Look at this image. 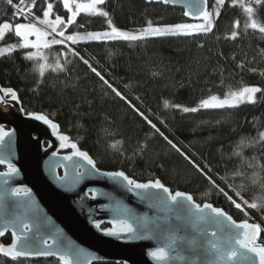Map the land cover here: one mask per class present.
I'll return each mask as SVG.
<instances>
[{
    "label": "trees",
    "instance_id": "trees-1",
    "mask_svg": "<svg viewBox=\"0 0 264 264\" xmlns=\"http://www.w3.org/2000/svg\"><path fill=\"white\" fill-rule=\"evenodd\" d=\"M207 1L213 22L210 32L137 41H65L67 47L52 45L37 51L39 56L32 60L26 59L29 49L18 48L0 56V87L15 90L25 115L44 114L58 124L59 133L87 152L99 170L123 171L142 183L159 179L172 193L190 194L200 205L211 203L237 223L249 222L252 217L264 229V207L253 209L244 203L254 198L264 203V140L259 137L264 132V33L258 30L264 27V0L259 4L256 0H235L234 5L233 0H225L223 6L213 7L214 1L212 8ZM18 2L13 0L14 4ZM45 5L44 0L36 1L29 17H41ZM248 7L253 9L251 14L246 11ZM101 8L122 31L142 29L148 21L154 26L189 23L181 11L154 0H105ZM13 12V6L0 0V23H26L13 18ZM236 21L238 36L233 39L230 34ZM253 21L258 28H246ZM108 30L102 16L77 15L65 33L86 35ZM17 42L12 32L7 33L0 47ZM69 49L79 55L73 56ZM80 57L87 59L126 100L104 85ZM57 60L63 65L62 71L53 70ZM40 64L45 65L43 75ZM249 85L261 89L254 103L188 113L171 107H197L210 95L222 96ZM128 102L151 118L159 132ZM164 137L232 200L243 202L241 209ZM9 242L7 235L0 244ZM259 242L264 243V231ZM0 264L60 262L8 260L0 255Z\"/></svg>",
    "mask_w": 264,
    "mask_h": 264
},
{
    "label": "water",
    "instance_id": "water-1",
    "mask_svg": "<svg viewBox=\"0 0 264 264\" xmlns=\"http://www.w3.org/2000/svg\"><path fill=\"white\" fill-rule=\"evenodd\" d=\"M154 3L181 11L183 19L189 23L202 21L191 15L194 7L190 6L197 0H169L168 3L154 0ZM206 9L210 10L208 1ZM185 11L190 15L185 16ZM0 130L8 134L0 140V159L17 170L11 178L0 175V194L5 188H24L30 193L28 197L11 194L0 197V226L5 218L20 216L34 231L39 227L38 235L48 238L49 244L53 243V234H58L71 245L67 251L72 264H157L149 253L167 245L169 237H175L176 243L167 249L169 258L164 264H190V261L207 264L208 257L189 250V242L198 236L193 227L195 217L202 215L195 209H192V217L181 213L182 218L178 219L177 213L169 212L163 200L142 198L139 194L158 190L128 191L123 182L117 183L94 172L77 176L78 166L85 169L91 166L72 156L74 150L70 147H61L57 135L42 121L25 115L19 99L10 105L0 103ZM65 156L72 159L65 160ZM7 163L0 164L1 169L7 168L5 172ZM5 172L0 171V174ZM5 179H8L7 185L2 183ZM158 194L167 199V193ZM203 215L210 216V210L205 209ZM116 220H125L133 231L123 230L113 223ZM198 228L207 233L206 239L200 237L198 243L206 244L207 239H212V232H220L219 226L213 223L201 222ZM106 230L116 234L107 235ZM11 231L9 229L5 235L11 236L12 243ZM5 235L0 236V240ZM199 251L197 249V253ZM19 259L58 261L53 255Z\"/></svg>",
    "mask_w": 264,
    "mask_h": 264
},
{
    "label": "snow or ice",
    "instance_id": "snow-or-ice-1",
    "mask_svg": "<svg viewBox=\"0 0 264 264\" xmlns=\"http://www.w3.org/2000/svg\"><path fill=\"white\" fill-rule=\"evenodd\" d=\"M6 2L13 6V18H21L24 20L28 19L29 15H32L31 9L35 7V0H19L18 3L14 4L13 0H6ZM151 2V0H148ZM163 3H168L169 0H162ZM47 7L42 12V19L39 17L33 16L39 25L45 26L51 31H42L40 27L37 26V23H15L14 25L9 22L0 23V38H3L9 30L14 27V35L19 38L20 43L18 45H7L0 47V56L5 54H10L16 50V48L22 49H39L40 47L49 48L52 45H61L65 41L71 42V44H77L82 41H107V40H116L122 39L124 41H137L145 39L146 37H157L164 36L168 34L172 35H193L196 33H207L212 30V14L206 9L207 0H197V3L194 6V12L191 13L193 18L202 19L203 23H178L174 25H163V26H154L151 21H148L146 26L139 30L137 33H131L127 31H122L113 25L112 20L109 18V13L102 10L99 6L105 3V0H62L63 8L66 9L70 14L67 16V20L63 19L60 15H56L55 19H50V14L53 12V3H49L48 0H45ZM256 3H261V0H256ZM225 0H215L216 6H223ZM235 0H233V5ZM74 6V9H73ZM247 13L251 14L253 9L248 7L246 9ZM80 13H85L89 15H99L106 19L108 26V31L103 32H87L86 35H80L79 33L65 35V29L68 25H71L75 22L76 16ZM21 14H23L21 16ZM185 16H189V11L184 12ZM217 17L219 12H216ZM83 27V25H81ZM239 27V21H236L234 24V30L231 32V38L235 39L238 36V32L235 30ZM252 29H257L258 25L255 21L246 25ZM258 30L261 33H264V27H259ZM49 35H52V39L49 41L46 39ZM35 36L36 40L32 41L29 37ZM59 36L61 39H56L55 37ZM72 52L73 56H78L79 54L73 50L69 49ZM39 56L37 52H29L26 56V59L32 60L34 57ZM43 58V57H41ZM84 64L88 65L90 70L95 73L104 85L112 90L116 96L121 99L126 100V98L110 84L103 75L94 67L91 66L87 59L80 57ZM40 74H44V64H40ZM53 70H63V65L57 60ZM261 89L256 86H242L238 90H232L226 92L224 98H220L218 95H210L207 98H203L199 101L198 107H185L179 104L171 105V107L180 109L181 111L196 112L199 109H222L225 107H237L242 103H254L255 94L260 92ZM9 99H5V98ZM17 93L12 88H0V103L11 104L12 101H17ZM130 106L136 111L141 117H143L147 123L159 132V129L156 128L155 124H152L150 120H147V117L144 116L139 109H136L134 105ZM165 106L168 107L169 104L165 101ZM29 116L33 117L38 121H42L47 125L53 132L54 135H57V138L61 142V147H70L73 149L72 156L79 157L81 160L85 161L87 165L91 166L90 169H85L83 166L77 167V176H83L85 174L96 173L97 175H102L109 179L116 181L117 183L123 182L127 187L128 191L136 190H148L155 189L158 190L156 193H146L141 191L139 194L142 198L147 196L150 199L163 200L166 207H168L169 212H176L177 218H182L180 216L183 213L187 217H192L194 213L192 209H195L196 213H201L202 215L195 217L193 227L196 228L198 236L194 237L193 240L189 242V250L193 251L195 254H202L207 259V264H264V243L259 242L261 232L264 229L261 228L259 224H253L248 222H235L231 216L227 215L221 208L214 207L211 203L203 204V207L195 203L193 197L190 194L184 192L176 191L174 193L170 192L168 187H165L159 179L154 181H149L148 183H139L136 180L127 176L123 171H114V172H100L96 168L95 162L89 157L87 152L80 151L75 143H70L69 136L59 134V125L54 123L48 116L44 114H35L28 113ZM163 136V133H160ZM8 135L7 133L0 130V140L4 136ZM261 140H264V132L259 133ZM169 145L177 152H180L181 155L193 164L201 174L205 175L212 186L218 189L219 192L223 193L237 209H241V204L236 203L235 200H232L231 196H228L227 192H224L223 189L219 188V185H216L215 181L211 180V177H207V174L204 172L199 165L195 164L194 161L190 159L181 149L173 143L171 140H168L167 137H164ZM243 142V141H242ZM55 154V153H54ZM72 156H65V160L72 159ZM7 163L4 159H0V164ZM8 171L2 173L4 177L11 178L13 174L17 171L16 168L11 164L7 163ZM63 179V178H61ZM4 185L8 184V179L2 181ZM159 192L167 193V199L164 200L159 196ZM11 194L12 196H24L28 197L30 195L29 191L24 188H5L3 193L0 194V197ZM207 195V193L205 194ZM237 196L240 195L239 192L236 193ZM92 198H95L93 194ZM168 202H171V206H168ZM248 207L253 209H258L264 207V203H257L256 198L253 202L244 201ZM205 209L210 210L211 215H203ZM213 223L219 226L220 232H212L210 236L212 239H207L206 244L198 243L200 237L207 236L206 230H200L198 228L199 223ZM114 224L120 225L123 230L127 232H132L133 228L125 220H116L113 221ZM99 227V225H96ZM12 229V243L9 246H4L0 244V255L7 257L12 260H17L19 258H30L33 256H56L60 264H72V261L69 259L68 251L71 249L70 244H66L62 241L58 234H53L52 239L53 243L49 244V239L46 237H41L38 235L39 227L34 228L20 216H16L14 219L5 218L2 226H0V236L5 235V233ZM107 235H114L112 230H106ZM176 243L175 237H169L168 243L165 246L157 247L152 250L149 255L157 261V264H164L169 258L168 248H172ZM199 249V253H197ZM190 264H195V261H190ZM204 264V262H201Z\"/></svg>",
    "mask_w": 264,
    "mask_h": 264
},
{
    "label": "rangeland",
    "instance_id": "rangeland-1",
    "mask_svg": "<svg viewBox=\"0 0 264 264\" xmlns=\"http://www.w3.org/2000/svg\"><path fill=\"white\" fill-rule=\"evenodd\" d=\"M211 2V8H212V5L214 4V1L215 0H210ZM45 2V1H44ZM49 2V1H48ZM50 3H53V5H54V7H53V12H52V14H50V19H55V16L56 15H60L63 19H65V21L67 20V16L70 14L66 9H64L63 8V4H62V0H54L53 2H50ZM57 4H59V6H58V8H56V5ZM47 7V5H45V8ZM100 8H101V6H99ZM73 9H74V6H73ZM78 15H86V16H96V15H89V14H85V13H80V14H78ZM39 18H43L42 16L41 17H39ZM26 23H37V21L35 20V19H32V18H30L29 16H28V19L26 20ZM192 24H196V23H192ZM37 26L38 27H40L41 28V30L42 31H48V32H50L51 30L50 29H47L45 26H43V25H39L38 23H37ZM139 30H141V29H131V30H126L127 32H131V33H137ZM13 33L14 34V27L11 29V30H9L8 31V33ZM65 35H67L66 33H65ZM6 36V35H5ZM5 36L3 37V38H0V40L2 39H4L5 38ZM164 36H179V35H172V34H168V35H164ZM164 36H157V37H164ZM151 37V36H150ZM56 39H61V37H58V36H56L55 37ZM146 38H148V37H146ZM19 39V38H18ZM29 39L30 40H32V41H35L36 40V37L35 36H31V37H29ZM46 39L47 40H51L52 39V35H49L48 37H46ZM116 40H122V39H116ZM111 41H115V40H111ZM67 42V41H66ZM20 43V40H19V42H17V43H9V44H11V45H18ZM68 43V42H67ZM70 43V42H69ZM9 44H5V45H3L2 47H4V46H7V45H9ZM58 46H68L67 44H61V45H58ZM16 49H18V48H16ZM44 49V47H40L39 49H29V51L30 52H37V51H39V50H43ZM249 86H254V85H249ZM219 96V95H218ZM220 98H224V95H222V96H219ZM255 99H256V94H255ZM245 103H247V102H245ZM245 103H242V104H245ZM242 104H240V105H242ZM199 105V104H198ZM198 107V106H197ZM225 108H227V107H225ZM202 109V108H201ZM201 168V167H200ZM250 223H253V224H259V225H261L257 220H255L254 218H252V217H250V221H249ZM262 228V227H261Z\"/></svg>",
    "mask_w": 264,
    "mask_h": 264
},
{
    "label": "flooded vegetation",
    "instance_id": "flooded-vegetation-1",
    "mask_svg": "<svg viewBox=\"0 0 264 264\" xmlns=\"http://www.w3.org/2000/svg\"><path fill=\"white\" fill-rule=\"evenodd\" d=\"M36 1H38V0H35V2H36ZM44 1H45V0H44ZM48 1H49V0H48ZM44 147H46V145H44ZM0 169H1V168H0ZM6 169H7V168H2V172H5ZM7 235H8V234H7ZM7 235H5L4 237H2L1 240H2L3 238H5ZM8 236L10 237V242H9L8 244H3V243H2V245H4V246H8V245L11 243V236H10V235H8ZM1 240H0V241H1ZM1 256H2V255H1ZM2 257H4V256H2ZM4 258H6V257H4ZM6 259H8V258H6ZM8 260H12V259H8ZM22 260H24V259H22ZM37 260H49V259H37ZM28 261H33V260H28Z\"/></svg>",
    "mask_w": 264,
    "mask_h": 264
},
{
    "label": "bare ground",
    "instance_id": "bare-ground-1",
    "mask_svg": "<svg viewBox=\"0 0 264 264\" xmlns=\"http://www.w3.org/2000/svg\"><path fill=\"white\" fill-rule=\"evenodd\" d=\"M136 109H138V108H136ZM140 110V109H139ZM141 111V110H140ZM143 113V112H142ZM146 116V115H145ZM147 120H150L151 122H152V124H155L152 120H151V118H149V117H147ZM156 125V124H155ZM240 204H241V207H242V205L244 204L243 202H239ZM24 260H26V259H24Z\"/></svg>",
    "mask_w": 264,
    "mask_h": 264
},
{
    "label": "built area",
    "instance_id": "built-area-1",
    "mask_svg": "<svg viewBox=\"0 0 264 264\" xmlns=\"http://www.w3.org/2000/svg\"><path fill=\"white\" fill-rule=\"evenodd\" d=\"M64 44H66V42ZM205 169L207 170V168H205Z\"/></svg>",
    "mask_w": 264,
    "mask_h": 264
}]
</instances>
